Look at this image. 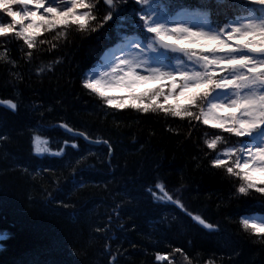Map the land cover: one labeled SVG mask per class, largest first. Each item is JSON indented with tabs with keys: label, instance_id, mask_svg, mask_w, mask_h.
Masks as SVG:
<instances>
[{
	"label": "trees",
	"instance_id": "16d2710c",
	"mask_svg": "<svg viewBox=\"0 0 264 264\" xmlns=\"http://www.w3.org/2000/svg\"><path fill=\"white\" fill-rule=\"evenodd\" d=\"M134 6L124 0L96 31L43 33L37 39L51 43L34 50L0 37L8 57L0 60V101L18 104L15 111L0 104V264H169L156 262L157 254L171 264H187L185 256L192 264H264V243L240 225L246 215L264 217V194L236 193L238 178L210 163L242 137L188 117L116 109L83 87L103 55L131 34L117 27L115 12ZM108 11L98 0V18ZM213 18L226 22L223 14ZM34 135L51 151L36 153ZM216 135L222 139L209 149L204 141ZM60 148L61 156L52 154ZM157 182L184 207L155 199L147 189L161 196Z\"/></svg>",
	"mask_w": 264,
	"mask_h": 264
},
{
	"label": "snow or ice",
	"instance_id": "6c2138e0",
	"mask_svg": "<svg viewBox=\"0 0 264 264\" xmlns=\"http://www.w3.org/2000/svg\"><path fill=\"white\" fill-rule=\"evenodd\" d=\"M122 2L103 0L109 11L98 18V0H0V12L9 18L0 17V37L22 40L27 49L34 50L39 44L51 43L37 39L43 33L55 32L52 39H57L73 27L96 31L113 19V10ZM134 3L138 8L115 12L117 27H126L131 34L123 35L121 43L105 53L98 75L89 71L83 87L116 109L131 107L140 112L188 117L236 137H247L240 146L224 148L226 159L217 154L210 163L238 178L236 193L248 195L255 190L264 194V178L256 175L264 177V0H215L214 5L200 0L197 6H186L182 0ZM221 14L226 21L223 24L213 18ZM32 55V51L26 53L27 57ZM7 59L6 53L0 51V60ZM100 67L104 70L100 71ZM149 81L159 83L142 93L134 91L137 85ZM111 88L129 91L124 96L106 95ZM0 104L13 111L18 108L13 100ZM60 126L73 131L67 124ZM75 134L89 139L83 132ZM221 139L216 135L204 143L215 149ZM103 143L111 153L108 141ZM32 144L36 153L51 151L48 141L39 135L32 137ZM71 147L75 149L77 145L73 143ZM62 153L64 148L52 152L55 156ZM155 188L161 196L147 189L155 199L184 207L165 191L163 183L157 182ZM193 219L209 230L215 227L198 215ZM240 225L264 243V217L246 215ZM155 259L163 261L166 256L157 254ZM184 259L192 264L187 256ZM207 264L215 261L209 259Z\"/></svg>",
	"mask_w": 264,
	"mask_h": 264
},
{
	"label": "rangeland",
	"instance_id": "374dc122",
	"mask_svg": "<svg viewBox=\"0 0 264 264\" xmlns=\"http://www.w3.org/2000/svg\"><path fill=\"white\" fill-rule=\"evenodd\" d=\"M119 43H121V40H120V42ZM119 43H117L112 49H115L116 48V46L119 44ZM108 52V51H107ZM105 55V54H104ZM117 55H119V53H117ZM104 57V56H103ZM102 57V58H103ZM182 59H184L183 57H182ZM103 63H104V61H103V59L94 67V69L93 70H90V71H93L95 74H97L98 75V66H100V65H103ZM185 63L186 64H190V62H187V61H185ZM99 70L100 71H102V70H104L102 67H100L99 68ZM146 74V73H145ZM159 82L158 81H149V82H145V83H143V84H140V85H137L136 87H135V89H134V91L136 92V93H141V92H143V91H146V90H148V89H153V88H155L156 87V85L158 84ZM128 89H125V88H111V89H108L107 90V92H106V95H111V96H124V95H127L128 94ZM127 103V102H126ZM245 139H244V141L245 140H247L248 138L247 137H244ZM241 143V142H240ZM223 153V152H222ZM221 153V157L223 158L224 156H223V154ZM257 175V177L258 178H263V177H260V174H256ZM0 237H1V241L5 238V235H0ZM1 248H2V245H1V243H0V250H1ZM170 262V260H168V263Z\"/></svg>",
	"mask_w": 264,
	"mask_h": 264
},
{
	"label": "bare ground",
	"instance_id": "6f19581e",
	"mask_svg": "<svg viewBox=\"0 0 264 264\" xmlns=\"http://www.w3.org/2000/svg\"><path fill=\"white\" fill-rule=\"evenodd\" d=\"M0 243H1V237H0Z\"/></svg>",
	"mask_w": 264,
	"mask_h": 264
}]
</instances>
